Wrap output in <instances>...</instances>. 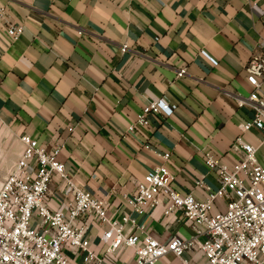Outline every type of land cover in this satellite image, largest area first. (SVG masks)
<instances>
[{"label": "crops", "instance_id": "crops-1", "mask_svg": "<svg viewBox=\"0 0 264 264\" xmlns=\"http://www.w3.org/2000/svg\"><path fill=\"white\" fill-rule=\"evenodd\" d=\"M2 7L0 134L19 144L8 170L0 167V187L22 152L21 135L28 134L49 150L60 148L66 170L108 201L110 217L135 219L126 231L167 241L196 230L180 211L165 213V194L157 208L143 215L133 210L128 198L148 172L166 164L177 191L204 198L196 181L219 186L206 155L237 161L241 152L232 146L239 135L259 147L264 164V133L243 131L253 111L239 106L253 89L246 67L264 55V0H0ZM10 23L24 27L15 40ZM181 67L187 74L177 77ZM161 98L178 105L173 114L152 115L148 126L130 130L142 108ZM166 152L168 160L161 156ZM65 199L54 178L51 207H66ZM225 209L217 199L214 210ZM103 229L93 224L88 233L98 253L105 249ZM183 257L210 264L199 249ZM131 261V250L122 248L107 264ZM156 264L183 262L168 253Z\"/></svg>", "mask_w": 264, "mask_h": 264}, {"label": "built area", "instance_id": "built-area-1", "mask_svg": "<svg viewBox=\"0 0 264 264\" xmlns=\"http://www.w3.org/2000/svg\"><path fill=\"white\" fill-rule=\"evenodd\" d=\"M4 14L2 7L0 19ZM23 28L10 23L8 35L15 40ZM128 49L127 43L122 45L123 52ZM246 72L253 89L248 97L240 98L239 106L250 105L253 116L242 128L264 133V55H254ZM186 74V67L177 69V77ZM177 107L164 98L150 101L137 114L130 130L148 126L152 115L170 116ZM20 140L22 152L0 187V264H107V259L116 261L122 248L132 252V261L125 264H156L168 253L188 264L184 253L196 249L210 264H264V164L258 158L259 147L241 135L232 146L241 152L237 161L228 163L206 155L208 167L217 172L219 186L212 189L203 180L196 181L207 192L204 198L177 191L172 185L174 175L166 164L155 167L138 183L128 198L137 214L157 208L160 195L165 194L169 198L165 213L180 211L196 230L192 237L176 235L167 241L126 231V224L135 223V219L110 217L108 201L84 190L66 170L59 159L60 148L49 150L28 134L21 135ZM161 156L168 160L170 153ZM54 178L66 196V207L53 209L48 201ZM68 195L72 199L68 200ZM219 198L226 202L225 211L214 210ZM93 224L104 228L102 253L91 247L88 233ZM66 249L81 256L82 262L70 258Z\"/></svg>", "mask_w": 264, "mask_h": 264}, {"label": "rangeland", "instance_id": "rangeland-1", "mask_svg": "<svg viewBox=\"0 0 264 264\" xmlns=\"http://www.w3.org/2000/svg\"><path fill=\"white\" fill-rule=\"evenodd\" d=\"M18 144L8 135L0 134V167H5L8 170L12 161L18 156Z\"/></svg>", "mask_w": 264, "mask_h": 264}]
</instances>
